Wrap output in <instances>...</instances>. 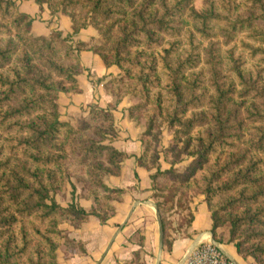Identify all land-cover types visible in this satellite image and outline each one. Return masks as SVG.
Listing matches in <instances>:
<instances>
[{"label": "trees", "instance_id": "16d2710c", "mask_svg": "<svg viewBox=\"0 0 264 264\" xmlns=\"http://www.w3.org/2000/svg\"><path fill=\"white\" fill-rule=\"evenodd\" d=\"M16 1L0 0V264H57L59 247L77 245L60 225L78 229L90 215L102 224L121 200L122 190L102 182L125 157L110 144L112 114L95 108L74 126L58 120V94L79 91L82 50L120 70L105 83L116 104L135 100L126 112L145 127L137 164L169 165L152 175L163 247L171 250L168 215L179 194L195 188L213 237L228 224L237 253L264 264V0H207L203 12L194 0H33L66 15L71 35L96 31L74 46L58 31L32 35ZM163 125L172 138L158 154ZM72 178L84 183L90 211L55 201ZM126 264H142L140 250Z\"/></svg>", "mask_w": 264, "mask_h": 264}, {"label": "crops", "instance_id": "0c3cea01", "mask_svg": "<svg viewBox=\"0 0 264 264\" xmlns=\"http://www.w3.org/2000/svg\"><path fill=\"white\" fill-rule=\"evenodd\" d=\"M16 5L19 12L28 16L30 32L34 36L47 38L52 31H58L63 37H68L73 46L96 36L92 27L71 35L69 18L62 13L52 14L44 4L39 6L33 0H18ZM78 55L82 66V71L75 76L79 91L58 94V120L71 124L77 118L85 117L92 107L112 114L117 136L110 144L125 157L118 175L105 176L103 183L109 189L122 190V197L120 201L111 202L114 213L102 224L93 215L88 216L78 229L68 222L62 224L60 229L64 239L77 245L71 248L64 245L59 247L56 263L126 264L133 259V253L140 250L142 264H180L189 248L197 241V244L212 243L231 264H255L251 257L240 256L234 244L227 241L226 228L216 229L213 237L210 212L202 196H197L191 203L193 211L186 234L172 239L170 251L162 245L160 259L157 261L160 216L152 197V175L157 168L147 170L137 164V159L144 151L140 140L144 124L127 116L126 110L134 104V99L125 97L116 104L114 97L105 88V83L111 77H118L120 70L114 65L106 67L101 58L91 51L82 50ZM157 166L160 170L169 168L162 160H159ZM70 204L78 205L85 211L93 207L92 200L83 197H71L60 205L67 207Z\"/></svg>", "mask_w": 264, "mask_h": 264}, {"label": "rangeland", "instance_id": "374dc122", "mask_svg": "<svg viewBox=\"0 0 264 264\" xmlns=\"http://www.w3.org/2000/svg\"><path fill=\"white\" fill-rule=\"evenodd\" d=\"M19 1H22V0H19ZM194 8L198 11H201V12L207 10L208 9L207 0H194ZM120 75H121V72H120ZM120 75L118 77H120ZM111 78H113V77H111ZM134 102H135V100H134ZM93 109H95V108L92 107L88 111V113L86 114L85 117L77 118L71 124H69V123H65V124L70 125V126H74L78 122L88 118ZM62 123H64V122H62ZM171 138H172L171 132L169 130H167L163 125L161 133L159 135V141L155 147V150L158 154L161 153L163 147L168 146L171 143ZM106 143H108V142L106 141ZM188 161H189V159H185V160L183 159L181 162L177 163V165H175V170L182 172L183 168L187 165ZM157 165H159V161H157L155 163L154 168H159ZM107 175H109V174L104 175L103 178ZM103 178H102V182H103ZM72 181L74 183V188L71 187L69 184H66V185H64V187H62L61 190H59V192L57 194L53 195L57 204L65 203L71 197L72 198L73 197H80V198L83 197V194L85 193L84 183L78 182L76 178H72ZM160 182L162 183V186H166L169 181H168V179H167V181H162V179H160ZM155 193L161 195L163 193H166V191L165 190L164 191L157 190ZM197 196H202V198L204 200V195L201 194L197 189L189 188L187 190L183 189V191H181V193L179 194V199L177 197V199H178L177 206L178 207L175 208L174 211L168 215L169 221L171 223V228L173 230L176 229V233L171 231L172 234H170L168 241L171 242L172 238H175L179 235L186 234V229L188 228L189 221L191 219V215H192V211H193V206L191 205V203H193V199L196 198ZM90 200H92V199H90ZM92 202H93V200H92ZM93 207H94V203H93ZM65 223H67V222H65ZM219 228H226L228 230V237H227V239H228L229 238V225L225 224ZM62 234H63V232H62ZM63 237H64V235H63ZM63 240H65V239H63ZM65 241H67V240H65Z\"/></svg>", "mask_w": 264, "mask_h": 264}, {"label": "built area", "instance_id": "2783aa9c", "mask_svg": "<svg viewBox=\"0 0 264 264\" xmlns=\"http://www.w3.org/2000/svg\"><path fill=\"white\" fill-rule=\"evenodd\" d=\"M184 264H231L228 262L220 252L210 242H201L189 253Z\"/></svg>", "mask_w": 264, "mask_h": 264}, {"label": "water", "instance_id": "95a60500", "mask_svg": "<svg viewBox=\"0 0 264 264\" xmlns=\"http://www.w3.org/2000/svg\"><path fill=\"white\" fill-rule=\"evenodd\" d=\"M157 210V209H156ZM157 212V211H156ZM158 214V212H157ZM159 217V214H158ZM159 225H160V231H159V251H158V258L157 261H159L160 259V255H161V250H162V244H163V231H162V227H161V223L159 221ZM197 244V241L189 248V250L187 251V253L185 254V256L183 257L182 261L180 264H184L185 260L187 259L189 253L191 252V250L195 247V245Z\"/></svg>", "mask_w": 264, "mask_h": 264}]
</instances>
